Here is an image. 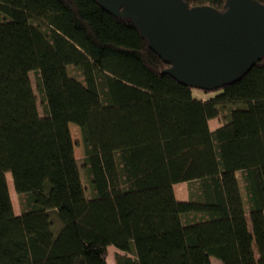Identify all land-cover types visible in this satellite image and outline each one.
<instances>
[{"label":"trees","instance_id":"trees-1","mask_svg":"<svg viewBox=\"0 0 264 264\" xmlns=\"http://www.w3.org/2000/svg\"><path fill=\"white\" fill-rule=\"evenodd\" d=\"M168 66L98 0H0V264H264V59L207 99Z\"/></svg>","mask_w":264,"mask_h":264},{"label":"water","instance_id":"water-1","mask_svg":"<svg viewBox=\"0 0 264 264\" xmlns=\"http://www.w3.org/2000/svg\"><path fill=\"white\" fill-rule=\"evenodd\" d=\"M125 15L181 83L214 90L235 82L264 59V4L226 0L223 10L184 0H98Z\"/></svg>","mask_w":264,"mask_h":264},{"label":"rangeland","instance_id":"rangeland-1","mask_svg":"<svg viewBox=\"0 0 264 264\" xmlns=\"http://www.w3.org/2000/svg\"><path fill=\"white\" fill-rule=\"evenodd\" d=\"M40 21L45 23L44 19H40ZM94 67L98 71L102 72V69L100 67V63L98 61L94 62ZM24 79H25L26 85L29 88V100H30V106H31L32 114L35 118H39V116L41 115L40 114L41 105L38 101L37 93L35 90L34 80L32 78V75L30 73H27V72L24 74ZM192 92H193V95L195 97L202 98V99L203 98L207 99V98L212 97L214 95V93L206 92V91H203V90L197 89V88H194ZM219 125H220V120L218 118L210 120V127L211 128H216ZM69 129H70V132L72 135V139L74 141L75 155L79 160H82L84 157V149H83V142H82V137H81V133H80V128L74 122H70ZM6 176L8 179V185H9V190H10V195L12 198L14 210L17 214H19V213H21V210H22L20 197L14 189L11 173L7 172ZM230 178H231V182H232V188L234 191V196H235L237 208L240 211H243L242 203H241V196L239 195L238 185L236 183V177H235V174L233 172L230 173ZM175 190H176V195L178 198H184V199L187 198V184L185 182H179V183L175 184ZM108 251H109L108 257H107L108 264H115L114 256H115V253L119 250L116 247H114L113 245H110L108 247ZM211 259L213 261L212 264H218L219 263L217 258L212 257Z\"/></svg>","mask_w":264,"mask_h":264},{"label":"crops","instance_id":"crops-1","mask_svg":"<svg viewBox=\"0 0 264 264\" xmlns=\"http://www.w3.org/2000/svg\"><path fill=\"white\" fill-rule=\"evenodd\" d=\"M180 199L184 200V198H180ZM185 199H186V198H185Z\"/></svg>","mask_w":264,"mask_h":264},{"label":"bare ground","instance_id":"bare-ground-1","mask_svg":"<svg viewBox=\"0 0 264 264\" xmlns=\"http://www.w3.org/2000/svg\"><path fill=\"white\" fill-rule=\"evenodd\" d=\"M213 262V261H212Z\"/></svg>","mask_w":264,"mask_h":264}]
</instances>
